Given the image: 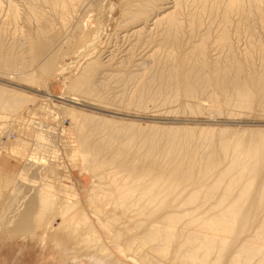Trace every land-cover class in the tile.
Segmentation results:
<instances>
[{"label": "bare ground", "instance_id": "1", "mask_svg": "<svg viewBox=\"0 0 264 264\" xmlns=\"http://www.w3.org/2000/svg\"><path fill=\"white\" fill-rule=\"evenodd\" d=\"M26 2H30L26 4L27 13L37 21L43 17L47 20V13L52 17L45 27L37 30L38 35L46 38L55 30L54 22L59 21L67 38L59 44L54 38L35 40L37 65L32 69L33 63L29 65L24 59L4 60L0 56L3 75L15 74L18 80L45 91L43 95L31 96L0 86V159L8 153L23 160V168L11 188L18 193L27 183L36 186L38 182L28 174L38 165L45 172L28 204L23 206L22 200L19 205L7 204L0 210V238L9 235L26 240L39 231L49 236L62 264H128L118 258L113 245H121L126 256L137 264H264V133L227 129L198 132L188 127H140L126 121L97 119L77 111L82 104L75 97L78 96L75 93H81L89 101L105 104L108 98L116 100L121 94L127 97L126 106L139 108L144 107L145 99H162L165 105L183 99L197 111L200 105L193 107V104L206 96L214 110L229 106L247 111L257 103L264 112V74L252 73L238 59H233L234 54L230 57L233 50L228 34L233 16L244 20L253 12L260 15L264 0H124L122 21L116 29V35L122 32L121 37H117L116 43L110 42L112 50L102 57H90L81 65L78 75L66 87L65 94L69 97H54L49 82L64 73L63 65L71 68V63L59 62L60 58L65 61V57L71 56L65 51V40L70 43L75 40L78 46H84L81 42L85 39V47L93 46L92 41H87L94 32L89 29L92 24H88V14L82 11L85 13L82 19L79 15L87 8L86 1ZM169 4L172 6L168 7ZM188 4L195 5L196 11L186 8ZM188 10L193 19L190 18L189 26L203 24V16L208 12L221 17L222 30H218L221 35L218 34L217 42L228 53L227 61L219 60L221 63L216 62L213 72H209L204 40L207 36H202V43L195 45L191 56L195 60L188 70L182 69L178 54L171 52L164 58L175 65L169 66L159 59L155 67L150 66L155 57H162L161 50H174L182 45L181 16ZM0 14L1 34L7 33L11 25L19 31L16 23L20 9L14 0H0ZM156 31L160 37L157 44L152 41ZM250 49L246 52L248 59L253 54ZM3 50L0 38V54H5ZM167 91L172 97L162 98ZM39 96L51 103L55 98L71 106L52 114L59 121L58 129L30 120L32 115L36 117V110H45L47 106L44 103V107L34 109L32 105ZM89 105L82 106L102 111L97 109L98 104ZM66 118L70 121L68 129L62 126ZM8 126L5 142L3 130ZM54 132L61 137L56 141L53 137L51 143ZM9 134L17 142L11 146ZM61 138L68 139V146L58 145ZM54 144L61 147L60 152H50L48 146L55 147ZM66 153L77 156L80 177L92 178L86 198L70 175L62 176L58 186L48 179L49 174L45 175L51 173L52 163L64 160ZM1 163L0 160V166ZM4 184L0 172V192ZM17 197L16 194L13 198ZM56 208L60 218L57 226L54 219L47 223ZM100 224L110 238H106ZM47 240L46 237L43 242Z\"/></svg>", "mask_w": 264, "mask_h": 264}, {"label": "rangeland", "instance_id": "2", "mask_svg": "<svg viewBox=\"0 0 264 264\" xmlns=\"http://www.w3.org/2000/svg\"><path fill=\"white\" fill-rule=\"evenodd\" d=\"M14 1L16 2V5H18L20 9V16L16 23L17 29H19V31H17L14 28V26L11 25L9 26V31H7V33H3V34L0 33V38L2 40V44L5 50V51L3 50L5 54L1 53L0 56L4 60L9 57L11 59L14 58L15 61H20L24 59L27 62H29V65L33 63V66L31 64V69H32L34 66L37 65L36 58H34L35 50H36V47H34L35 42H36L35 40L45 41V40H48V38H54V42L56 44H59L63 38H67L66 37L67 32H66V29L63 28V26L61 25L59 21H55L54 22L55 27L53 26L55 30L49 32L46 35V38L42 37L41 35H38L37 30L42 27H45L46 21L48 22L49 20L52 19V17H50V15L47 13L46 15L48 16L47 20L45 19V17H43L44 19L42 18V20L40 19L39 21H37L36 19L29 16L30 15L29 12L27 13L28 5L26 6V4H29L31 1L29 3L26 2L27 0H14ZM85 1H86L85 7L87 8L83 7L84 10L82 9L81 12L84 11L85 13L88 14V16L86 17L89 19L88 24L89 25L92 24L90 27L93 26L92 28L88 26L89 29L94 32L91 34L90 39L87 38V41L89 40L93 42V46L85 47V43H86L85 39H82V41L84 42H81L82 45L84 46H81V45L78 46L77 45L78 41H75V40L73 41V43L72 42L70 43V41L65 40L66 41L64 45L65 47L62 46V48L64 47L65 51L69 53L71 56L65 57L64 58L65 61H61L63 60V57H62L59 59L60 60L59 62H64L65 64L71 63V68L68 70L67 69L68 64L63 65L62 63L63 66L61 68H63L64 73L62 75L53 77L50 80L49 82V86L51 90L50 93L54 97H60L63 95L67 96L68 94H65L66 87L70 83V81L75 76L78 75L81 65L90 57H95V56L98 57L100 55L102 57L104 53H107L109 49L112 50V48H109L111 46L110 42L116 43L117 37H121L122 35V32H120L119 35L118 33L116 35V29H118V26L120 25L122 21V15H123L122 5H123L124 0H85ZM3 5L6 6L4 7L6 9L7 3H4ZM167 6L170 7L172 5L169 4ZM261 6L262 8H261L260 15L258 12L257 13L253 12V14L250 15L249 17L243 18L244 20H242L238 16H235V17L233 16L232 21H231L232 23L228 31V34L231 36L230 37L231 50H233L230 53V57H231V54H234V58H233V55L231 58L235 60L238 59V61H240L241 64L246 65L245 66L246 69L248 68L252 73L254 71V73L256 72L259 75L264 74V65H263L264 64V2L263 4H261ZM186 8L191 9L192 11H196L195 5L193 4L186 5ZM44 9L49 10L51 12L49 7H45ZM87 9H88V12H87ZM170 11L172 10L171 9L168 10V12ZM184 11L181 16V19L183 18L182 21L184 25L183 31H182V37H181L182 45H180L179 48H176L174 50H172L171 48H166V49L161 50V52L163 51V53H165L166 51V53L164 55L162 53L161 54L162 57H155L154 62H151L150 66L155 67V64L159 61V59L165 60L169 66L175 65L170 59L164 58L167 55V53L169 54V52H171L174 55L178 54L176 58H178L177 59L178 61L179 59L182 61V62L179 61L181 62L180 64L182 65V69L188 70L187 68L193 65V62L195 60L191 58V56L192 57L194 56L193 50L195 48V45L198 46L199 43L197 42L202 43L203 39L205 38L204 40H205V43L207 44L206 46H207V52H208L207 58L209 60L207 70L209 72L210 71L213 72L212 68L214 65H216V62L218 64L221 62L224 63L227 61V58H228L227 56L228 53H225L226 51L224 50L225 51L224 52L223 48L220 45H218V42H217L219 36L221 35L220 31L222 30V28L220 27L221 17L208 12V14H204L205 16H203V21H202L203 24L197 25V26L193 24V26H189L190 23L192 22L190 21V18L192 19V17H190L191 15H190L189 10L188 12L187 11L184 12ZM84 12H82V14L79 13L80 19H82L81 17H83V15L85 14ZM107 15H109V17ZM1 17L3 18L2 14H0V22H1ZM38 22H40L41 24ZM190 27H193V29H190ZM153 28L154 27H152V29ZM219 28L221 29L220 31H218ZM157 32L158 31H156V34L154 36L155 39L152 38L153 43H156V44L160 42L158 41L160 40V37L158 36L159 34H157ZM209 35L211 38L209 37V39H206ZM202 36L203 37L207 36V37L203 38ZM156 39L158 42L156 41ZM216 46H220L221 48L216 47ZM50 48H52V46ZM83 48L84 50L80 51ZM249 49L253 50V54L250 57V59L246 57L247 56L246 52ZM139 53L140 52H138V54ZM81 54H83V56L80 57ZM219 55L220 56L222 55V57H220ZM224 56L226 57V59H224ZM145 57L146 56H144V58ZM3 59H1V61ZM245 59H247L248 61H246ZM249 60H252V61L249 62ZM2 72L4 71L0 68V86L1 87H4V88L7 87L8 89H11V90L13 89L15 91H19L21 93H25L31 96H33L34 94L43 95V93H45L44 90H40L34 84H31L25 80H18L15 74L8 73L9 75L5 76L3 75ZM17 72H14V73H17ZM80 94L81 93H75V95H78L75 97L79 98L80 103L82 105L88 106L90 104L89 106L96 107L98 104L97 109L100 108L102 111L99 112V110H96V109L90 110L87 107L84 108L82 105L81 106L79 105L77 109L76 108L74 109H76L77 111L78 110L83 111V113L85 114L88 113L87 115L91 114L90 116L95 117L97 119L99 118L107 119V120L116 121V122L126 121L127 123H132L140 127L154 126V125L155 126L157 125L159 127H166V128L168 127L175 128L176 126L182 127V128L188 127L198 132L199 130H203V129H208V130L211 129L215 131L227 129L232 132L257 131L260 133L261 132L264 133V112L261 110V107L257 105V103L255 107L253 106V108L248 109L247 110L248 112L245 109L240 111V109H236L234 107L233 109L232 107H229V106H228L229 108L227 106H224L225 108L222 106L220 109H218L219 112L221 110V113H218L217 109L214 110L213 108L210 107L211 106L210 102L207 103L208 101H207L206 96L201 97L200 99L201 102L198 100L200 103L198 101H197L198 102L197 104L192 103L193 107L197 106L198 104L200 105L201 109L199 110L196 109L197 111H195L194 109L190 108L192 106L191 102L185 103L184 102L185 100L183 99L177 100L175 104L166 103V105L162 103L161 101L162 99L157 100V98H155L153 99V101L145 99L146 104L144 105L143 108H139L136 105H131V104L130 106H126L129 103V102L127 103V97H124L125 95L122 96L121 94L120 95L118 94L119 96L117 95L119 98L116 100L112 98H108V100L105 101L106 102L105 104L104 103L100 104L98 102H93L91 100L90 102L89 99L83 98L84 95L81 94L80 96ZM120 96L122 98H120ZM67 97H69V95ZM170 97H172L171 92H168V91L163 92L162 98L167 99ZM125 98L126 100H124ZM66 99L70 100L69 98H66ZM44 103L47 104V106H45V110H42V109H38V111L36 110V112H34V115H36V117L31 114L32 118L30 117V120H32V123L34 122V123L43 124L44 122V125L56 127L58 129L60 125H59L58 120H54V116H53L54 112L61 110L64 107L70 108L71 106H67L68 103L65 104V102H62L55 98H54V101L51 103L47 99H45V97H42V96L37 97V101L32 106L34 107V109H37L39 105L43 106ZM187 103L190 104L191 106L189 105L190 106L189 107ZM47 110H50L51 114L49 112H46ZM93 114H95L96 116ZM66 119H65L66 120L65 122L63 121L64 123H62V126L66 125V128L68 129L70 127V121L68 118ZM10 122H12V120L9 121L8 124ZM6 130L5 129L3 130L4 136L3 135L2 136L4 137V139L8 137L7 135L10 131L9 126L8 128H6ZM54 134L57 136H55ZM54 134L52 138H50L51 143L52 142L54 143V141H56L59 136L61 137V135H58L59 133L57 134L54 132ZM9 135L11 137L9 139L8 145L11 146L12 143H17L16 140H14L15 139L14 135L12 134H9ZM53 137H55L54 138L55 140L53 139ZM5 142H8L7 138L5 139ZM20 142L24 143V141H20ZM58 143L57 144L61 146H68V139L61 138L58 141ZM58 145L55 146L54 144L55 147L48 146L50 152H57V151L60 152L61 147ZM7 154L8 153L6 154L4 153L0 159L2 162L0 166V168L2 167V169H0L1 177H3V183H5L3 186L4 187L3 190L0 192V210L5 208L7 204L8 205L15 204V202H18V205H19V203L22 200H23L22 201L23 206L28 204L30 200H32L31 197L32 196L34 197L36 195V190L41 185L40 183L43 181L41 178H43V175H44L43 173H45L41 170V168L43 167L42 165L40 166L38 165L39 168L41 167L40 169L39 168L36 169L34 167L35 169L33 168V171L31 170L28 176L30 175L29 177L32 178V180H36L38 184H34L36 186H32L33 184L27 183L26 186L20 189L18 193L14 192V189L11 188L12 187L11 185L13 181L15 180L17 174L23 168V162H22L23 160H21L20 156L18 155L16 156H18L19 158L13 155L11 156L10 154L9 155ZM64 154H63V156H65L64 160H60L56 163L55 162L52 163L51 165H53L54 167L53 166L50 167L52 168L50 169L51 173L49 172L45 175L49 174L48 179L51 180L53 184L56 183L57 186H58V182L61 180L60 178H63L66 174L70 175L71 180L77 186V190L80 192L83 198H86L87 196L86 190L91 185L92 178L89 177V175H84L83 177H80L78 175L79 170L77 167L78 165L77 156L71 153H69V156L67 153L66 155ZM16 194L18 195L19 198L18 197L13 198L15 197ZM24 198L26 200H24ZM16 205L17 204H15V206ZM57 208H59V206ZM57 208L55 210L56 212H53V214H51L50 218L47 220V223H51L53 222V219H54L55 220L54 223L56 224L55 226H57L60 223V218L57 217ZM101 228L106 234V238L107 239L110 238L111 237L110 233L106 231L102 226ZM36 233L37 234H35L34 236L33 235L29 236L26 240L22 239L21 237L11 238L9 235H2V238H0V264H62L59 262V260L56 257V253L54 251L55 250L54 245L50 241L49 236H46L43 233H41L42 234L41 235L39 231H37ZM46 237L48 238L49 241L47 240L46 242H43L46 239ZM112 247H113L114 252L116 253V255L121 261L126 262V263L129 262L128 264H137L132 258H128V256H126L121 245H113Z\"/></svg>", "mask_w": 264, "mask_h": 264}]
</instances>
